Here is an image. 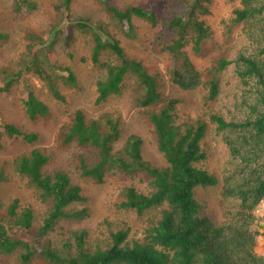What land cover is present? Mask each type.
<instances>
[{
	"label": "trees",
	"instance_id": "1",
	"mask_svg": "<svg viewBox=\"0 0 264 264\" xmlns=\"http://www.w3.org/2000/svg\"><path fill=\"white\" fill-rule=\"evenodd\" d=\"M210 0H181L183 8L166 22L170 38L164 49L175 59L172 81L185 91L207 87V100L221 93V80L230 77L232 104L227 114L207 108L190 119L177 111L180 98H167L160 90L156 74L143 63L128 56L121 39L110 24L98 28L80 22L91 33L90 61L101 75L95 81L96 102L122 91L127 76L138 82L136 105L148 116L157 149L166 165H154L143 158V139L131 135L118 147L120 116L102 112L88 117L76 109L71 122L61 127L58 140L91 148L76 155L81 175L98 183L112 170L144 174L145 189L127 186L117 207L135 212L142 221L137 229L125 222H107V231L91 238L87 228L62 222L86 216V208L74 209L73 203L85 200L82 188L73 182L71 171L61 163L49 167L53 157L46 148L33 147L15 156L14 173L34 192L31 199L15 196L0 199V264H264V250L256 251V222L264 201V0H233L227 19L225 43L206 71L196 67L186 46L200 54L214 35L203 15ZM72 0H57L54 8L69 14ZM104 11L114 20L118 32L132 36L135 17L157 23L155 8L142 4L122 7L102 1ZM34 9L33 0H16L15 10ZM86 30V29H85ZM8 35L0 29V42ZM26 55L12 67L0 68V91L15 80H24V69H33L46 81L50 76L37 62L42 37L32 31ZM51 63L55 56L48 53ZM72 55V48H68ZM65 81L77 84L69 67ZM53 97L63 100L49 82ZM31 120L48 119L50 107L32 89L21 96ZM10 137L33 143L38 134L4 123ZM209 135L218 152L210 161L205 146ZM1 146V135H0ZM52 158V159H51ZM218 189L219 213L209 210L196 196L199 188ZM218 212V211H217ZM140 227V228H139Z\"/></svg>",
	"mask_w": 264,
	"mask_h": 264
},
{
	"label": "rangeland",
	"instance_id": "2",
	"mask_svg": "<svg viewBox=\"0 0 264 264\" xmlns=\"http://www.w3.org/2000/svg\"><path fill=\"white\" fill-rule=\"evenodd\" d=\"M33 1L36 4L34 9L23 7L16 11V0H0V29L8 35L6 41L0 42V68L9 66L15 71L18 70L17 63L27 56L28 36L34 31L42 37L37 62L50 76V81H46L33 69H24V80L17 79L8 88L0 91V199L7 201L17 196L25 202L32 198L33 188L14 173L13 161L15 156L30 148H46L53 157L48 166L55 167L59 163L66 166L71 171L73 182L81 186L85 196V200L73 203L71 207L86 208L87 215L62 224L87 228L91 238L102 231L105 233L107 222H125L137 229L142 219L135 212L117 207V204L123 198L125 187L133 185L140 189L147 188V177L142 173L127 174L119 170L109 171L102 183L83 177L76 167L75 157L80 153L91 154V148L62 144L58 140L61 127L71 122L76 109H82L88 117L110 112L120 116V137L115 146L120 147L131 135H138L143 139V158L154 165H166L162 153L157 149L152 124L146 113L135 103L139 86L133 76L126 77L120 94L112 95L99 103L95 101V81L101 72L90 61L91 33L78 24L86 22L94 28H98L103 22L110 24V30L121 39L126 54L140 60L149 73L157 75L162 94L167 98H180L181 102L176 107L183 119L195 118L194 114L203 113L207 108L227 114V106L232 104L231 95H227L231 79L229 76L223 77L222 91L214 100H207L206 86L185 91L172 81L171 70L175 59L164 49L166 40L170 38L166 22L174 12L183 8L181 0H109L111 4L119 7L142 4L155 8L157 23L152 25L145 19L135 17V29L129 37L118 32L114 20L103 9L104 0H72L68 15L54 8L57 0ZM235 3L233 0H210L207 3L208 13L202 18L210 24L214 35L200 54L194 53L191 45L186 46V51L198 69L205 72L212 60L223 53L219 52V48L226 41V23ZM69 47L72 48L71 56L68 55ZM49 52L54 54L55 63H51ZM66 67L71 68L77 77L75 86L68 85L64 79L66 75L63 69ZM49 82L64 96L63 100L53 97ZM26 89L34 90L50 107L51 115L48 119L31 120L28 117L21 102V96ZM4 123H12L25 131H33L38 134V138L30 144L21 138L10 137L4 129ZM205 146L208 148L210 161L213 157V163H216L214 161L219 154L211 135ZM196 196L205 202L209 210L219 213L217 188H199ZM257 212L264 216V201ZM256 229L259 233L255 249L261 252L264 250V218L256 222Z\"/></svg>",
	"mask_w": 264,
	"mask_h": 264
}]
</instances>
